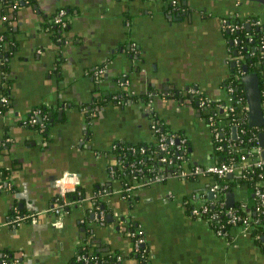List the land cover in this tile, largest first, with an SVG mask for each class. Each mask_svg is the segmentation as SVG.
<instances>
[{"label": "crops", "instance_id": "crops-1", "mask_svg": "<svg viewBox=\"0 0 264 264\" xmlns=\"http://www.w3.org/2000/svg\"><path fill=\"white\" fill-rule=\"evenodd\" d=\"M179 1L184 8L173 11L166 0H20L13 16L0 14L6 40L0 84L10 100L9 116L0 117V255L18 264H72L78 253L96 252L117 255L115 263L104 264H137L133 224L142 232L148 264H264L263 236L257 241L230 228L227 240L186 213L183 201L190 207L211 201L206 194L216 184L212 176L166 178L133 190L129 203L117 195L125 184L139 182L115 178L112 148L153 142L142 104L107 103L88 116L98 94L125 88L142 96L152 89L153 112L167 134L187 141L185 169L215 163L208 111L198 97L225 104L232 69L246 63L234 60L220 21L255 18L264 28V3ZM62 8L66 27L49 31ZM100 65L106 75L96 85ZM41 107L49 117L45 138L20 125ZM64 175L76 180L84 198L70 202L55 226L51 208L57 205L56 181ZM103 190L108 195L99 199L105 209L99 224L92 198ZM232 193L234 205L255 212L253 193L238 187ZM13 208L35 214V221L9 225Z\"/></svg>", "mask_w": 264, "mask_h": 264}, {"label": "trees", "instance_id": "trees-1", "mask_svg": "<svg viewBox=\"0 0 264 264\" xmlns=\"http://www.w3.org/2000/svg\"><path fill=\"white\" fill-rule=\"evenodd\" d=\"M168 2L169 9H182L181 2L179 0H166ZM174 2V4L172 3ZM20 0H0V7H1V15H10L13 16L15 14V10L19 7ZM64 10L66 14L65 8L59 9ZM52 16L54 17L57 12ZM178 11V10H177ZM53 19V18H52ZM245 19L240 20L238 18H235V23L237 25L242 26V28L235 32H230V30H223L225 34L229 36V38L232 40V42H239V45L234 46V51H236V55L234 56V60L237 62L245 61L246 65L248 66L249 73L256 72V74L259 77V85L261 93L264 92V53L261 55V41L260 39L263 38L264 41V28L262 27H256L251 26L250 24L247 25L246 21H252L256 20L254 19ZM47 28L49 31L54 30L55 32L62 30L58 25H53L50 23ZM7 31L9 29L7 28ZM3 37V36H2ZM2 37H0V48H3L5 41ZM249 37L251 38V41L249 42ZM242 48V50L240 49ZM247 48L248 50H251L252 48L256 49V52L251 55L249 58H246L247 52L243 49ZM134 51L129 52V56L131 59L135 58V55L133 54ZM137 59V58H136ZM240 64V65H241ZM104 68V65L98 66L97 69ZM240 72H242L241 67H234L231 71L230 77L227 80L226 85L230 82H233L234 87L236 88L235 93L243 98L244 91H243V85L241 83V76H239ZM238 74V75H237ZM235 75L238 76V79H235ZM120 80V79H119ZM121 80L119 81V83ZM122 84V83H120ZM147 94L156 95L157 92L149 89ZM147 94L142 96H134L130 95L125 88H120L119 91L112 93V94H98L96 98L94 99V102L92 103L91 107L88 110V116L96 113L95 111L100 110L103 108L107 103H112L117 105L118 101L125 102L126 100H131V102L142 104L143 109L147 102L152 101L154 97H149ZM8 96L6 85L0 84V96ZM262 103H264V95H262ZM37 110H40V115L44 117V120L42 122H37L33 126H29L32 130H40L39 132L42 137H47V130L49 127V117L47 114V111L44 108H39ZM157 121H158V129L159 134L168 135L167 137L172 136L171 134H167L168 131L165 129V126L163 125L162 121L158 118L157 114L152 112ZM264 114V113H263ZM234 121L232 117H228L227 124L223 127L222 134L223 137L228 139L231 144L235 145L237 148H248L251 146V144L256 145L257 140L250 141V132L258 133L261 130L255 129V128H249L248 125H244L245 133L242 135H239V139H236L235 141H232L230 139V131L231 128L234 127ZM216 124H210V129H217ZM179 139V138H178ZM181 140V139H179ZM187 141L183 144H180V149H178L175 145L168 148V151L161 152L159 149L158 144V135L153 134V142L150 144H128V143H119L116 146H114L111 150L112 155H114L117 164H116V173L115 178L118 180H121L122 183L125 182L127 179L134 178L138 180V182L144 181L145 179L152 178L156 174L162 175L167 172H178L183 171L185 169V161L188 159V153H187ZM212 145H213V154L216 158L218 163H224V164H234L238 165L241 163L240 156L241 154L229 150L226 146V144H217L213 137H212ZM140 148L143 149V153L140 152ZM161 158H166L167 162H170V166H167L168 163L163 164L160 163L159 160ZM139 162V164H138ZM135 164V167H132V165ZM167 167V168H166ZM140 170V171H139ZM216 183L220 186L222 190L221 196L224 197V194L226 192H232L235 190L236 187L239 189H246L247 191H250L253 193L254 188L257 184L264 182V168L263 169H257V168H250L248 170H240L239 172H236L232 175L230 179L228 178H222V179H215ZM127 185V184H125ZM124 185V186H125ZM104 192H108L107 190H103ZM94 196L92 198L93 206L92 208L98 212L102 211L105 214V209L101 210V201H96ZM83 199L84 195L80 188H76L74 192L68 193L66 195V199L68 202H74L77 199ZM126 202L131 201V195L128 198H124ZM61 200L57 198V204L60 203ZM184 206L186 208V213H189L190 205L185 204ZM212 203V201H209ZM210 204V203H209ZM254 203V209L255 212H251L248 209H243L241 205L238 203L235 204L233 207L237 214L240 216H250L254 219L259 220L258 227L252 229L250 231V235L254 238H256L257 241H259L262 237V233L264 230V217L259 216L258 213H256ZM68 209V208H66ZM225 207H219L218 205H209L208 206V212L201 216V219L206 221L208 223V226L216 233L219 231V227L222 226L221 230L224 232L229 229V226L226 224V221L228 220L227 216H225ZM20 214L24 215L25 213L23 211L18 210ZM213 215H217V219H213ZM12 214H10L9 217H11ZM137 228V227H136ZM136 228H134L133 224H131V233H130V241H131V255L136 260L137 264H148V251L145 247V244L143 246H139L138 249L134 248V242L136 240V237L132 234L135 232ZM227 240H230L227 238ZM117 259V255H100L96 252H80L75 257L72 264H104L106 262H112L115 263ZM0 260H6L10 261L6 255H0ZM88 261V262H86Z\"/></svg>", "mask_w": 264, "mask_h": 264}, {"label": "built area", "instance_id": "built-area-1", "mask_svg": "<svg viewBox=\"0 0 264 264\" xmlns=\"http://www.w3.org/2000/svg\"><path fill=\"white\" fill-rule=\"evenodd\" d=\"M174 4V2H172ZM65 12L64 10H59L57 14L53 17L51 20V23L53 25H58L61 28L66 27V19H65ZM221 27L222 30H230V32L238 31L242 28V26L237 25L235 23V17H229L226 19H222L221 21ZM247 25L250 24L251 26L261 27V22L259 20H252V21H246ZM249 42L251 41V38L249 37ZM261 41V52L262 55L264 53V41L263 38L260 39ZM235 43V39H234ZM133 51V48H132ZM105 70L104 68L96 69L94 72V78L96 82H100L102 80V76L104 75ZM238 75V74H237ZM239 76H243V73L240 72ZM235 79H238V76L235 75ZM121 86L124 85V83L120 84ZM236 88L234 87L233 82H230L228 86L226 85V92H227V102L222 104L218 101H213L206 96L198 97V105L200 108L208 111V122L209 124H216L217 129H212L211 135L214 139V141L217 144H226L227 148L232 151H236L241 154L240 161L241 163L238 165L234 164H224V163H218L217 160L215 163H212L205 168H193V169H184L183 171L178 172H167L168 174L164 173L162 175L156 174L152 178L145 179L144 181H141L137 183L134 186L125 185L121 187L119 191H117V195H120L122 199L128 198L133 190L146 187L151 184H156L162 182L166 178H178V179H191L201 176H212L215 179H222L225 178L228 174L233 175L236 172H239L240 170H248L250 168H257V169H263L264 168V162L260 159V152L261 148L258 146V142L256 145L251 144L248 148H237L235 145L231 144L230 141L223 137L222 130L223 127L227 124L228 117H232L234 121V127H236L237 130V139H239V135H242L245 133L244 125L247 124V105L245 102V98L239 97L235 93ZM147 94V93H146ZM131 95V94H130ZM264 95V92L262 93ZM149 97H156V95L147 94ZM9 99L7 96H0V104L2 105V109L0 110V114L9 116L10 108L8 106ZM132 103L131 100H126L125 102L118 101L117 105L124 107L128 104ZM152 101H149L145 104L144 109L148 112V118L150 120V129L152 131V134L158 135V144L159 149L161 152L168 151V148L171 146H176L178 149H180V144L185 143V140L181 139L179 140L175 136L167 137L168 135L159 134L158 129V121L155 117V115L152 113L154 111ZM263 112H264V103L262 105ZM5 113V114H4ZM40 110H35L32 112L30 116L27 118H23L20 121V125L22 126H33L37 122H42L44 120V117L40 115ZM258 130H261L259 128H255ZM41 132L38 130V133ZM264 132V127L262 131ZM259 132V133H260ZM258 133V134H259ZM258 139V135L254 132H250V141H255ZM176 140L178 143H176ZM9 141V139L7 140ZM140 152L143 153V149L140 148ZM160 163L166 164L167 166H170V162H167L166 158H161L159 160ZM139 164V162H138ZM132 167H135V164L132 165ZM167 168V167H166ZM140 171V170H139ZM76 180L72 176H66L64 175L62 178L58 179L56 181V185L58 187V197L61 202L58 203L56 206H53L51 208L52 214L55 216L56 221L54 222L55 226H61V221L59 218L63 215L66 208L70 207L71 203L68 202L66 199V195L68 193L74 192L76 190ZM73 185V186H72ZM226 188V187H224ZM223 188V189H224ZM220 186L216 183L211 188L210 191L214 193V197L211 200V202L203 201L201 204L198 205H192L189 210V215L192 218H201V216L205 215L208 212V206L209 205H218L219 207H225L224 198L221 196L222 190ZM108 193L101 191L98 196L95 197V200L98 201L99 199H102L103 197L107 196ZM253 196L255 198V208L256 213H258L259 216L264 217V182L259 183L255 186L253 191ZM210 203V204H209ZM12 216L9 217L8 224L12 226H17L22 222H25L27 220L35 221V214L29 215H22L19 213L17 208H13ZM225 216H227L228 220L226 221V224L230 228L237 229L241 234H250V231L256 227H258L259 220L254 219L250 216H240L236 213L234 208L232 209H226L225 210ZM213 219H217V215H213ZM96 220L99 224H103L104 222V213L102 211L96 212ZM222 226L219 227V231L216 232V234L223 236L224 238H227V232H224L221 230ZM136 237V240L134 242V248L138 249L139 246L144 245V239L143 235L140 229L135 230V232L132 234ZM262 236L264 237V230L262 233ZM88 262V261H86ZM0 264H18L14 261H6V260H0Z\"/></svg>", "mask_w": 264, "mask_h": 264}, {"label": "water", "instance_id": "water-1", "mask_svg": "<svg viewBox=\"0 0 264 264\" xmlns=\"http://www.w3.org/2000/svg\"><path fill=\"white\" fill-rule=\"evenodd\" d=\"M261 2L264 3L262 0ZM22 6V5H21ZM231 46L234 47L236 45H239V42H230ZM242 50V48L240 47ZM247 52L246 58H249L251 55H253L256 52L255 48H252L251 50H248L247 48L243 49ZM233 55H236V51L233 52ZM236 65V63H235ZM242 73L243 76L241 77V83L243 85V91H244V98L247 105V125L249 128H263L264 127V112H263V103H262V93L260 90L259 85V77L256 74V72L249 73L248 66L246 64H242ZM106 74L102 76V80L104 79ZM100 84V82H97L96 85ZM8 106L10 108V100L8 102ZM2 109V105L0 104V110ZM5 114V113H4ZM0 117H5V115L0 114ZM39 122L40 118H39ZM231 139L232 141H235L237 139V130L236 127L231 128ZM258 146L262 149L260 152V158L264 162V132H260L258 134ZM176 143L178 141L176 140ZM232 177L231 174H228L226 178L230 179ZM208 199L212 200L214 197V193L211 191H208L207 194ZM224 203L226 209H232L234 205V194L230 192H226L224 194ZM104 209V205H101V210ZM123 221V218H122ZM144 247V246H143Z\"/></svg>", "mask_w": 264, "mask_h": 264}, {"label": "flooded vegetation", "instance_id": "flooded-vegetation-1", "mask_svg": "<svg viewBox=\"0 0 264 264\" xmlns=\"http://www.w3.org/2000/svg\"><path fill=\"white\" fill-rule=\"evenodd\" d=\"M19 5L21 6V5H22V3L20 2V3H19ZM7 97H8V96H7ZM8 99H9V97H8Z\"/></svg>", "mask_w": 264, "mask_h": 264}]
</instances>
